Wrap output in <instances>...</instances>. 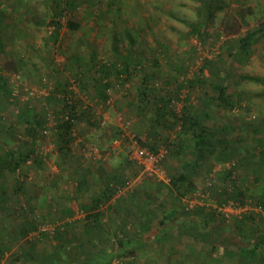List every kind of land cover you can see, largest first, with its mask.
<instances>
[{"label": "rangeland", "instance_id": "rangeland-1", "mask_svg": "<svg viewBox=\"0 0 264 264\" xmlns=\"http://www.w3.org/2000/svg\"><path fill=\"white\" fill-rule=\"evenodd\" d=\"M25 1L30 12L35 10L36 18L26 11L24 1L0 0V75L5 80L0 82V153L8 150L15 151L18 158L28 156L15 170H0V183H5L8 198L6 203L12 208V211H0V229L8 230L15 219L18 223L31 220L37 228L26 238L33 241L38 256L48 253L61 234L53 237L50 232H40L52 231L53 227L63 231L65 223L70 221H73L67 231L70 238L82 231L84 214L78 208L99 189L95 180L99 181L100 174L114 173L115 183L122 187L115 194L122 198L119 201L112 198L115 205L112 212L110 205H103L107 209L104 219L110 233L105 249L119 254L111 264H217L215 260L220 259H224L223 264H237L238 260L228 252L232 246L226 249L220 244L208 257L207 249L198 250L187 239H156L153 234L155 220L161 219V214L168 215L167 221L171 224H174L171 216L193 220L196 215H205L210 220L206 229L213 236L225 234L234 244H244L233 231L234 216L226 217L217 211L209 213L230 189L237 187L246 193L244 198L248 202H237L244 211L258 210L256 203H260L259 195L264 193V161L260 157L264 152V38L250 47L251 53L246 58L240 54L232 56L240 39L264 24V0H211L208 9L207 0H82L76 10L80 27L75 31L66 28L64 16L54 44L50 2ZM43 15L45 19L41 23ZM92 53L99 62L110 61L117 63V68L127 67L119 77L114 69L107 72L110 87L106 101L94 97L95 91L89 82L76 80L74 67L80 66L77 65L80 62L65 64L74 55L89 59ZM88 72L81 78L86 80L87 74H91ZM220 81L226 87L225 97L231 106L206 104L208 97L215 94L211 83ZM190 82L195 85L191 87ZM4 85L7 89L1 87ZM155 97L169 99L167 107L174 113L188 106L191 113L202 116L206 125L224 127L223 133L230 139L244 140L242 149L234 144L236 153L225 162H216L211 154L206 155L193 176V189L183 196L172 193L170 181L141 173L132 154L133 137L124 134L119 124L131 120L130 131L140 145L149 147L156 138L158 149H167L176 136V129L155 128ZM64 102L74 103L77 118L70 151L59 154L53 134ZM163 103L166 100L156 105ZM26 105L46 119L41 125L37 123L30 133L26 130V123L31 119L26 117ZM168 109L160 117L166 126L170 124ZM116 137L120 142L114 143ZM92 147L97 152L92 153ZM168 155L164 168L169 174L177 173L183 160L192 158L187 144L177 156ZM84 174V183L90 181L91 185L88 189L82 186L81 195L76 197L77 180L81 181L80 176ZM210 176L214 178V185L207 187L206 178ZM194 192L204 195L203 202L191 209L192 213L183 215L184 198ZM63 195H69L66 201L73 215L56 209ZM160 200L164 205L156 215L155 210L143 212L152 218L149 230L141 231L148 236L133 239L132 236L140 233L134 227L137 222L133 220V207L138 205L144 209L142 205L146 204L149 209ZM127 207L132 211H126ZM197 207L205 209L195 211ZM261 214L264 218V210ZM126 218L131 224L126 225L128 234L124 239L116 233ZM249 227L245 226L247 230ZM259 231H264V223L256 230ZM122 240L129 244L118 251ZM201 246L204 245L201 243ZM85 249L79 253L73 250V254L76 252L80 260H85ZM15 251L18 249L13 244L0 264H23L16 259ZM87 255L90 264H95L94 258L98 264L103 261ZM38 260L27 264H38Z\"/></svg>", "mask_w": 264, "mask_h": 264}, {"label": "trees", "instance_id": "trees-1", "mask_svg": "<svg viewBox=\"0 0 264 264\" xmlns=\"http://www.w3.org/2000/svg\"><path fill=\"white\" fill-rule=\"evenodd\" d=\"M21 3L27 4L26 5V11L28 10V13L31 15V17L36 18L37 14L35 15V10L30 12V6L25 0H20ZM50 2V12L52 13V21L53 24V33L51 35V42L54 44L56 42L57 37L59 36V30L62 26V18L65 16L66 23L65 26L71 31H75L80 27V21L77 16L76 10L79 6V4L82 2V0H48ZM211 3V0H207L205 3V6L207 9L209 8ZM211 14L209 12V16L211 17ZM43 17V18H42ZM40 19L41 23L44 22V15ZM259 38H264V24L258 27L255 31H252L251 33H248L247 35L243 36L240 39V42L237 44V48L235 49L236 53H232V56L241 55L240 57H247L251 53L250 47L256 43V41ZM131 42L133 43V38H131ZM0 49H2V33L0 30ZM92 56L89 57V59H86L83 55H74L75 57L70 59H67V62L65 64H75L76 62H80L75 66L74 70L76 72V80L80 81L81 83H88L92 86V88L95 91L94 97L98 98L101 101H106L108 98V88L110 87V81L108 78L107 73L109 70L114 69L116 72V75L121 76L122 73L125 72V69L127 68L125 65H123V68H117V63L110 62V61H97L96 55L94 53L91 54ZM77 61H76V59ZM82 62V63H81ZM127 65V64H126ZM71 68V66H68ZM90 70V71H89ZM91 72V74H87L86 77L87 81L81 78L82 74H86L87 72ZM88 72V73H89ZM247 79L255 78L250 76H245ZM224 79V78H222ZM258 80V78H255ZM4 80L2 76L0 75V82ZM5 81V80H4ZM193 82V81H191ZM190 82L191 87H193V83ZM3 84V83H2ZM215 94L208 97L206 104H216L220 105L221 103H227L230 106L232 105L227 100L226 95V87L225 85L220 82H214L211 83ZM4 87V89H7V86H1ZM9 94V93H8ZM143 95L146 97L148 96V93L146 91H143ZM161 98V97H160ZM154 112H155V118L157 121L154 120L155 128L159 127H173L176 129V136L170 143H168V147L166 149V153L164 154L163 158L161 159V166L164 168L165 163V157L169 156H177L182 150L183 146L187 144L190 150V154L192 156L189 160H183L181 170L177 171L175 174H169L167 170L165 172L170 178L169 187L172 193H174L176 196H183L188 192L189 190H192L194 187V178L193 176L196 174L198 168L201 166L202 161L204 160L206 155H212L213 159L216 162H225L226 159H228L230 156L235 155L236 153V147H233L234 144L238 148L242 149L244 140L238 139L235 140L230 139L228 135H224L223 128L224 127H216L211 125H206L205 122L202 120V116L196 115L195 113H191L188 106H185L180 113H174V111L169 110L167 107V102L169 99H165V97H162L161 100L158 99V97L154 98ZM165 101L166 104H158L159 101ZM64 101V99H63ZM66 102V101H65ZM64 102L65 107L62 109V114L59 117V121L57 122V126L55 128V132L53 134L54 143L56 145V148L58 150L59 154H68L70 151L69 144L72 139V131L75 124V119L77 118L76 109L74 107V103L72 105H67ZM24 108H27V112H25L27 115L26 117H30L31 119L27 121L26 123V130L27 133L32 132L35 129V125L38 123L41 125L43 122H45V115L42 117V114H37L36 111L33 109H29L28 105H26ZM167 109L170 111L169 115V121L170 124L166 126L164 124V121L161 120V112L164 110L167 111ZM23 113L24 111L21 110ZM21 113V115H22ZM30 113V114H29ZM204 114V113H202ZM175 126V127H174ZM223 133V134H222ZM220 134L221 136L219 137ZM116 136V135H115ZM156 136V135H155ZM117 138V137H116ZM218 138V140L216 139ZM155 142V143H154ZM157 139H153V142H150L149 149L152 151H158L157 147ZM260 143V142H259ZM27 155H24L23 157L18 158L15 151H3L0 153V170L3 171H13L16 168H18L22 163L25 162ZM261 160L264 161V152L261 154ZM137 163V162H136ZM234 166H236L237 163L234 162ZM141 170L140 164L137 163ZM233 166V167H234ZM102 168V167H101ZM103 169V168H102ZM229 173V171H227ZM106 174V173H105ZM77 177L79 175L75 173ZM73 177L75 179L76 177ZM106 177V179L104 178ZM257 180L259 179L258 174ZM86 177L84 174L83 176H80V178ZM100 179L99 181L95 180L96 183H98L99 189L93 191L90 194L89 201L88 202H82L80 207L78 208L80 212H82L83 217L81 219V226H83L82 231H79L77 234L73 233V236L71 238L69 235H67L68 226L70 224H73V221H70L69 223L66 222L63 226L64 228L61 231L59 228H54L52 231H41L40 234H54L53 237L58 236V242L56 245H54L53 250H51L48 253H40L38 256V251L32 245L33 241L26 238L27 234L33 230H35L37 227L33 224L31 220L27 221V219L23 223H18L14 220V223L12 222V226L8 230L0 229V260L6 255V253L11 250V246L13 244H16L18 251H15L14 255L16 259H20L23 264L27 263H33L35 259L38 260V264H90V260L87 254H91L94 257L102 258L103 264H111V260L115 255H119L118 253H113L110 251H106V241L107 236L110 235L108 228L106 226V220L104 217L107 215L105 208H103L104 204H108L111 206V212L115 208V205L113 204L114 200L119 201L122 198V195L116 196V191L121 187V185H118L115 183V174L114 173H108L107 175H99ZM97 178V177H96ZM84 179L80 181L78 179L77 184H79L76 187V193L74 196L79 197L81 195V188L84 186L88 189L90 187L91 182L84 183ZM126 180L122 182L123 186L125 184ZM4 182L0 183V211L6 209L12 211L11 205H8L6 202L8 201L7 195H6V189L4 186ZM118 188V189H117ZM129 190V189H128ZM226 197L219 200V204L227 202L229 199H233L236 202L244 203L248 202L245 201L246 193L240 188H234L233 190L230 189L226 191ZM131 195L130 197H132ZM66 197L68 199H66ZM66 197L63 195L61 197V204H59L56 209L62 210V213L66 215H73V210L71 207H69V203L66 200H69V195H66ZM121 197V198H120ZM245 197V198H244ZM260 197V203H256V208L258 210H254L257 212L252 211L253 209L246 210L242 216H234L233 218H236L233 222L232 228L235 234L240 237L244 244H234L233 242L229 241L227 239V235H217L213 236L210 231H208L206 228L209 225L210 220L205 215L202 216L199 215L195 217L194 222L192 220H186L182 217L178 216H171L172 220H174V224L172 225V228L176 225L177 228L182 229L183 225L187 224L188 232L193 236L194 240H199V244L201 246V243L204 246H201L202 249H207L206 255L209 257L211 255V252L217 248L221 247L223 248H230L232 246V250H228V252L233 255L237 260V264H264V231L256 232L257 229L261 228V226L264 223L263 215L261 214V211L264 210V193L259 195ZM113 198V200H112ZM244 198V200H243ZM253 198V197H252ZM156 199V198H155ZM112 200V201H111ZM251 202V200H250ZM249 202V203H250ZM65 204V205H64ZM163 202L155 201V207H149L147 208L146 204L142 205L144 209L138 207V205L135 206V209L133 207V215H135V224L137 222V226L135 225L137 229H140V231H148L150 228V224L152 221V218L146 213V215H143L144 210L153 212L155 210V215L158 209L163 208ZM13 207V206H12ZM109 206H107L108 208ZM198 209H205L203 207H197ZM136 210V211H135ZM126 211L130 212L132 209L130 207L126 208ZM194 211V210H193ZM193 211H186L182 207V214L186 215L187 213H192ZM216 210L212 208L209 214H216ZM254 212V213H253ZM145 213V212H144ZM257 213V214H256ZM261 215H260V214ZM139 216H138V215ZM160 214V212H159ZM259 214V215H258ZM137 215V216H136ZM258 215V216H255ZM109 216V215H108ZM127 216V215H126ZM144 216V217H143ZM255 216V217H254ZM110 217V216H109ZM142 218L141 221H139L140 218ZM168 215L161 214V219H159V224H163L168 219ZM111 219V218H110ZM121 227H119V230L117 231V235L121 234L124 239L125 235L128 234L126 231V225L131 224V221H126V219H122ZM165 220V221H164ZM112 221V220H111ZM254 221V223H252ZM256 221V222H255ZM140 222V223H139ZM139 223V224H138ZM134 224V223H133ZM249 225L250 227L248 230L245 228V226ZM67 228V229H66ZM163 230L168 231L166 227H162ZM66 231V232H65ZM43 232V233H42ZM70 232V231H69ZM63 233V235H62ZM155 234V233H154ZM162 234H166L165 232ZM148 236V233L145 234ZM125 236V237H124ZM155 236V235H154ZM164 238V235H161ZM166 237V236H165ZM197 237V238H195ZM26 238V239H25ZM122 238V239H123ZM133 239H136L137 237L134 235L132 236ZM149 239L148 237H146ZM161 237L158 236L157 239H160ZM218 238V239H217ZM25 239V240H24ZM129 241L125 243V241H120L121 245L118 247L121 251L123 248L126 247ZM132 242V241H130ZM251 242L249 245L248 243ZM102 246H100V245ZM86 246H88V250H86ZM82 249L86 250V256L87 258L84 260H80L79 254L77 256L76 252L73 254V250L81 251ZM93 252V254L91 253ZM45 254V256H44ZM90 255V256H91ZM224 257V254H223ZM41 258V261H40ZM203 261L206 260L205 257H203ZM95 264L97 263V258L92 259ZM224 259L215 260L217 264L221 263L223 264ZM207 261V260H206ZM205 262V261H204ZM203 262V263H204ZM101 263V264H102ZM214 264V263H211Z\"/></svg>", "mask_w": 264, "mask_h": 264}, {"label": "built area", "instance_id": "built-area-1", "mask_svg": "<svg viewBox=\"0 0 264 264\" xmlns=\"http://www.w3.org/2000/svg\"><path fill=\"white\" fill-rule=\"evenodd\" d=\"M122 119H119L120 121ZM122 127V132L131 138V144L133 145V158L140 164L141 166V173L145 174L150 177H155V179L169 182L170 178L165 172V170L161 166V159L163 158L164 154L166 153V149L159 148L158 151H152L149 148L142 146L138 142V138L134 137L132 135V131H130V125L131 120H125L119 123ZM120 142L119 138H115L114 143ZM92 153L97 152L96 148H91ZM234 165V162H233ZM130 185V183H127ZM205 185L207 187H211L214 185V178L212 176L206 178ZM120 190V189H119ZM203 196L200 192L193 193L192 195L184 198V209L185 210H191L195 208L197 205H201L203 202ZM214 209H216L217 212L224 214L226 217L231 216H240L244 209L241 207V205L233 200H228L227 202L216 204ZM246 211V210H245ZM244 211V212H245ZM45 229V228H43Z\"/></svg>", "mask_w": 264, "mask_h": 264}, {"label": "crops", "instance_id": "crops-1", "mask_svg": "<svg viewBox=\"0 0 264 264\" xmlns=\"http://www.w3.org/2000/svg\"><path fill=\"white\" fill-rule=\"evenodd\" d=\"M194 220L195 219H193L192 220V222H194ZM165 221V220H164ZM173 222H174V220H172ZM175 223V222H174ZM188 225H189V221H188V223H187ZM187 224L185 223L184 225H183V228L182 229H179V228H177V226L175 225L174 227H173V229H172V225L173 224H171L170 222H168V221H165L163 224H159V219H157V220H155V234H153V236L157 239L158 238V236H160L161 238L160 239H165V240H171L172 238H173V241H174V239L176 240V241H180V239H187L188 240V242H191L190 244L191 245H194L198 250H201V246H198L199 245V240H194L193 239V236H191V234L188 232L189 230H188V228H187ZM162 227H166L167 228V230L168 231H165V230H163V228ZM171 227V228H170ZM174 229H175V231H174ZM138 231H139V229H137ZM166 233V234H162V233ZM161 235H164V238H163V236H161ZM135 236L137 237V238H139V237H142V236H145L144 234H142L141 233V231H140V233L138 234H135ZM166 236V237H165ZM195 238H197V237H195ZM191 249V248H190Z\"/></svg>", "mask_w": 264, "mask_h": 264}]
</instances>
